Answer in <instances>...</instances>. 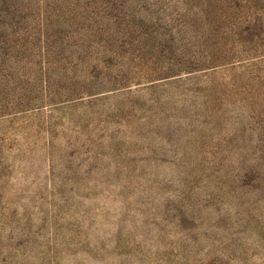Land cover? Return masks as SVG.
<instances>
[{"label":"rangeland","instance_id":"1","mask_svg":"<svg viewBox=\"0 0 264 264\" xmlns=\"http://www.w3.org/2000/svg\"><path fill=\"white\" fill-rule=\"evenodd\" d=\"M0 264H264V0H0Z\"/></svg>","mask_w":264,"mask_h":264}]
</instances>
